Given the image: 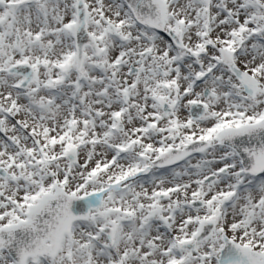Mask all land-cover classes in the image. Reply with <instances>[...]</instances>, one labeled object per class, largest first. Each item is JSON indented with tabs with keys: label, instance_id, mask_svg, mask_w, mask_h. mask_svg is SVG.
<instances>
[{
	"label": "snow or ice",
	"instance_id": "snow-or-ice-1",
	"mask_svg": "<svg viewBox=\"0 0 264 264\" xmlns=\"http://www.w3.org/2000/svg\"><path fill=\"white\" fill-rule=\"evenodd\" d=\"M0 264H264V0H0Z\"/></svg>",
	"mask_w": 264,
	"mask_h": 264
}]
</instances>
